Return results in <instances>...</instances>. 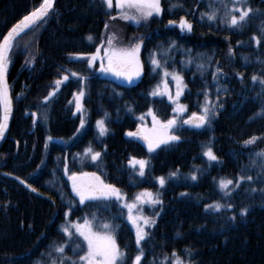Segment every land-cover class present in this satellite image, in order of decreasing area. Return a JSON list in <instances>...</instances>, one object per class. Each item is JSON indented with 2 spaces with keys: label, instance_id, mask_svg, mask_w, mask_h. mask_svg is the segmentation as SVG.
Masks as SVG:
<instances>
[{
  "label": "trees",
  "instance_id": "16d2710c",
  "mask_svg": "<svg viewBox=\"0 0 264 264\" xmlns=\"http://www.w3.org/2000/svg\"><path fill=\"white\" fill-rule=\"evenodd\" d=\"M42 1L0 0V42ZM238 5L252 11L232 26L229 13ZM160 9L137 25L103 0H57L51 14L14 39L7 56L14 114L0 144V264H82L86 244L73 230L64 232L67 213L100 233L103 224L111 226L122 254L117 264H134L141 251L140 264H175L177 257L187 264H264V0H160ZM182 19L191 31L180 28ZM111 32L132 38L126 49L141 44L134 84L100 75L86 58ZM165 69L185 81L186 112L172 128L179 139L148 153L138 116L151 109L166 121L175 114L165 97L152 95ZM82 87L85 128L60 143L53 138L78 130L74 94ZM206 105L215 113L207 123L183 122ZM99 119L105 135L95 126ZM209 148L214 161L205 155ZM131 158L148 160L143 176ZM65 168L95 174L127 200L141 190L159 195L144 239L137 244L113 197L80 203ZM224 178L233 181L227 191L219 186ZM216 204L218 210L210 207Z\"/></svg>",
  "mask_w": 264,
  "mask_h": 264
},
{
  "label": "snow or ice",
  "instance_id": "6c2138e0",
  "mask_svg": "<svg viewBox=\"0 0 264 264\" xmlns=\"http://www.w3.org/2000/svg\"><path fill=\"white\" fill-rule=\"evenodd\" d=\"M104 2L107 4L109 8L113 6V0H104ZM237 3L240 2V0H236ZM54 0H43V3L40 5V7L30 13V15L25 16L18 24H16L9 32L8 34L3 38V43L0 44V100L4 101L6 108H5V115L3 118V122L0 123V137L3 136V132L7 126V120H8V108L7 105L10 104V100L8 99V92H7V86H6V60H5V53L10 48V42L15 39L16 36H19L20 33L25 32V30L30 29L33 24H35L37 21L41 20L44 16H46L49 12V10L53 7ZM118 6L121 8H124L125 6L129 8H135L138 15L133 16H125V19L133 20L137 23H139L140 18H147L153 15V12L159 14L160 9V0H117ZM251 8H248L245 10L243 7L240 8H233L229 15H230V24L232 26H236L238 23L245 20L246 17L249 16L251 12ZM232 12H239V17L237 18L236 15H232ZM208 18L215 19V12L213 11ZM171 23V22H170ZM107 27V26H106ZM181 29H187L188 31L192 30V25L188 23L186 20H181L180 23ZM115 37H110L107 39V43L109 45L112 44V41ZM91 40V37H89ZM257 44H259V40L257 39ZM103 47V45H102ZM140 45L137 44L134 48L128 49V50H121L116 53H113L111 50L107 54L108 58V68H105L103 65V57L99 55L100 50L97 49V52L89 58L90 63H95L97 59L101 60V71L102 72H108L111 71L115 75L118 76H126L129 81L131 80V74H129L127 71H122L121 63L114 62V57L118 58L121 62L123 61H131L135 59L139 52ZM152 63L156 65L157 67L160 66V62L156 59L152 60ZM136 66L139 68V63L136 61ZM136 75H139V71L135 73ZM164 75L167 77L170 75V73L167 72L165 69ZM172 78L177 82V92L176 97L178 98L181 95L180 90V82L182 81V77L179 76V74H171ZM64 80H67L68 77L65 76L63 78ZM256 77H253V80H255ZM61 81H57V84H60ZM165 88H167V84H165ZM158 92H153L152 95H157ZM80 97H83V92H81ZM169 99H172L171 94H169ZM210 103V102H209ZM77 108L79 110L80 105L77 104ZM176 111H184L186 110V107L183 105H177ZM151 114V113H150ZM215 113L209 106H205L203 109V114L200 116H197L195 113H193V118L188 121H184V123H193V121H196L195 126L200 127L208 122L209 117L211 115H214ZM142 119V118H141ZM153 122L154 125H159L162 129L167 131L170 129L173 125H175L176 121L175 119H170L166 123H162L158 121L153 114ZM83 126V125H82ZM97 126L99 128L100 133L103 135L107 132V128L105 127L104 120L97 121ZM129 136L137 135L136 133H128ZM146 140H148L149 144V150H152L153 147H159L160 143H167L168 141H175L178 140V136H165L164 138L157 139L153 141L149 137H145ZM254 140V138H253ZM253 141H248V143H251ZM88 153L91 154L92 160H97L100 157L99 152L92 151L91 148L88 149ZM205 155L209 158V160H216L217 157L212 152V150L209 148L208 151L205 153ZM130 163L135 166L138 164L140 166L139 174L141 176L144 175V167L146 165V161L143 160H135V158L130 161ZM65 171H67V168H65ZM88 175V174H84ZM95 176V174H91ZM175 175V173H173ZM70 179L73 181V190L76 192V194L80 198V203H84L86 200H95L103 197H110V196H116L118 199L120 198L119 190L116 189L112 185H105L102 181H100L99 177H95L97 183L95 185L85 186V185H78L77 184V175L72 174L70 176ZM193 180L196 179L195 176L192 177ZM243 179V178H241ZM249 180H251V177H248ZM159 183L161 186L164 185L165 179L163 177L159 178ZM232 180L227 181H221L220 186L223 189H227L229 185H232ZM238 186V185H237ZM30 187V186H29ZM33 191H36V189H32ZM137 201L141 202H151L153 204L161 203L157 197L153 195L151 192H144L139 194L136 197ZM136 205L135 203L131 205H126V207L129 208V211L131 212V209L134 208ZM210 207H215L217 210L221 207V205L216 204ZM246 214V210L245 213ZM132 219V217H129ZM144 225H149L151 221L147 218L141 217L140 218ZM133 223H136V220H133ZM75 228V231L83 237L84 241L87 242V251L85 255H82L79 257V261L82 262V264H117L118 259L122 257V254L119 251L118 245L116 244L114 238L109 234L111 226L108 224H103L102 227L105 230L104 235H99L92 230V226L90 222L86 221L83 225L76 224L73 226ZM64 232L67 233L69 236L72 235V232L69 231V229L66 227L64 229ZM146 233L142 231V229L137 225V244L144 239V236ZM65 246H59L56 248V251L59 253H64ZM175 255V253L173 254ZM143 257V253L137 255L134 259V264H140V261ZM53 264H56L55 261H53ZM61 264H63V261H61ZM71 264H77L76 261H71ZM175 264H183V261L180 260L179 257L176 258Z\"/></svg>",
  "mask_w": 264,
  "mask_h": 264
},
{
  "label": "rangeland",
  "instance_id": "374dc122",
  "mask_svg": "<svg viewBox=\"0 0 264 264\" xmlns=\"http://www.w3.org/2000/svg\"><path fill=\"white\" fill-rule=\"evenodd\" d=\"M233 1L236 2V0H233ZM241 1H243V0H240V2ZM103 2H104V0H103ZM113 5H115V7L117 8V11L119 12L120 18H123L125 16L138 15V13H137V11H136L135 8H129L127 6H125L124 8H121L120 6H118L117 0H113ZM235 7L236 8H240L241 6L238 5V6H235ZM159 14L153 12V15H159ZM150 17H147L146 19L145 18H140L139 23H137V22H135L133 20H130V19H125V18H124L125 19L124 21H126L128 23H131V24H137L138 25V24H142V23L146 22ZM115 26H116L115 23H109V27H110L109 29L110 30H114L115 29ZM105 33H107V31ZM113 36L115 38L113 39L112 44L109 45L107 43V39L110 38V37H113ZM131 43H132V38H129V37L126 38L123 35L118 37V35L116 34V36H115L113 32L108 33L106 36H104V42L102 43V44H104V46L102 47V45H101V46L97 47V49L100 50L99 55L104 58L103 59V65H104V67L105 68H108V58H107V54H108V52L110 50L113 53H116V52L121 51V50H128V49L125 48V45L126 44L127 45H130ZM137 44H139L140 45V48H141V44L140 43H135L134 45H131L128 48L131 49L132 46H133L132 48H134ZM140 48H139V52H138L137 56L135 57V59H133L131 61H123V62H121L118 58L114 57V62H117V63H121L122 64L121 70L122 71H127L129 74H131V80L130 81H129V79L126 76H118V75H115L111 71L102 72L101 71V60H99V59H97L96 62H95L96 68H97V72L100 73V75H102V76H105V77H108V78H112V79H114V80H116L119 83H122L124 85H130V84L136 83L139 80V78L141 76V71H142L141 60H140ZM97 49L93 53H91L90 55L86 56V58L89 59L91 57V55H93V54H95L97 52ZM136 61H138V63H139V68H137V66H136ZM137 71H139V75H136L135 74ZM168 73H170V75H168L167 77L163 74V77L161 79L160 84L158 85V87L156 89L153 90V92L154 91L155 92H158L157 96H163V97H165L173 105V111H174L175 114L170 119H175V121H176L175 125H176L178 123V121H179V117L183 113L186 112V110H184V111H176L175 110L177 108V105H183V106L186 107V105L181 100V98H182V96L184 94L186 85H185V81H184L183 77L179 74V76L182 77V81L180 82L181 95L177 98L176 97L177 82L172 78V75L171 74H178V73L177 72H171V71L168 72ZM65 76L68 77V75H64L63 78ZM59 81H61V83L56 85L57 87H55V89L51 92V94H54L56 92V90L61 86V84L63 82H65L66 80L61 79ZM165 84H167V88H165ZM81 92H83V97H84L85 90H84L83 87L81 88V90L75 92V94H74V101L76 100V102H75V107H76L75 113L78 114V115H79V112L81 113V115H79L80 116V122H79V127H78L77 132L73 136H71V138H68V139L53 138L54 140L59 141V142H63V143H68V142H70L73 139L72 137H76L77 135H79V134H81L83 132V130L85 128V124H86L87 110L85 109V107H84V105L82 103L83 97L81 98L80 95H79ZM169 94H171V96H172V99L171 100L169 99ZM77 104L80 105L79 110L77 108ZM153 114H154V112L151 109H149L145 114H141V115L138 116L139 125H140V132L142 133V135L144 136V138L147 136L150 139H152L153 141H155L157 139L164 138L165 136H176L173 133V131H172V128L175 125H173L170 129H168L167 131H165L159 125H154V122H153ZM155 117H156V119L158 121H160L162 123H166L168 121V120L163 121V120L159 119L156 115H155ZM188 119L191 120L192 118H187L186 121ZM100 120H103V119H99L97 121H100ZM97 121L95 123V126H96L97 130L99 131V128L97 126ZM184 121L185 120H183V122ZM195 123H196V121H193V123H190V124L193 125L194 127H196L195 126ZM99 133H100V131H99ZM105 134H103V135H105ZM169 142H172V141H168L167 143H169ZM145 143H146V149H147V152L148 153H152V152H154L158 148V147H155L154 146L152 150H149L148 140L145 139ZM163 144H166V143H160L159 146H161ZM132 159L133 158H131L130 161H132ZM135 160H143V161H146V165L144 167V171H145L146 166H147V163H148V160L147 159H139V158L138 159L135 158ZM130 165L132 167H136L138 169V172H139L140 166L138 164H136L135 166H133V164L130 163ZM65 173H66L67 178L69 179L70 186H71V189H72L73 193L79 198V196L73 190V181L70 179V176L71 175L67 171H65ZM84 174H88V175H84ZM91 174L92 173H89V172H82V173L76 174L77 177H78L77 184L78 185H85V186L95 185L97 183L95 177H98V176H96V175L93 176ZM99 179H100V181H102V179L100 177H99ZM222 180L223 181H227L229 179H225L224 178ZM222 180L219 181V186H220V182ZM158 181H159V178H158ZM230 186L231 185H229L228 187H230ZM220 188H221V186H220ZM221 189L227 191V189H223V188H221ZM146 191L147 192H151V191H148V190L138 191V193L134 196V198L132 200H127L125 198V195L120 190H119V193H120V198L119 199L116 196H110V197H113L114 199L118 200L122 204V206L125 208L126 214H127V221L129 222L130 226L132 227V229H133V231L135 233L136 238H137V225H139V227L142 229V231L144 233H146L147 227L150 226V224L149 225H144L143 221L140 218L141 217H144V218H147L150 221H152L153 215L155 213L154 212V206H156V204H157V203L156 204H153L151 202H141V201H137L136 200V197L139 194L144 193ZM151 193H153V195L160 200V198L158 197L159 195L157 196L154 192H151ZM79 200H80V198H79ZM133 203H135L136 206L134 208H132L131 209V212H130L129 211V208L126 207V205H131ZM130 216L132 217V219L129 218ZM65 219L68 222L64 225V229L67 227L69 229V231L70 230H73L75 233H77V232L75 231V228L73 226L76 225V224L83 225L86 222V220L85 221H80V222L79 221L70 220L68 213L66 214V218ZM133 220H136V223H133ZM62 229H63V227H62ZM92 230H93V232H95V233H97L99 235H104L105 234V233H100V232L95 231L93 229V227H92ZM110 235L114 238V236L112 234H110ZM81 238L83 239V237H81ZM114 240H115V238H114ZM84 242L86 244V249H87V242L86 241H84ZM183 264H187V263H185L183 261Z\"/></svg>",
  "mask_w": 264,
  "mask_h": 264
},
{
  "label": "water",
  "instance_id": "95a60500",
  "mask_svg": "<svg viewBox=\"0 0 264 264\" xmlns=\"http://www.w3.org/2000/svg\"><path fill=\"white\" fill-rule=\"evenodd\" d=\"M56 1L57 0H54V4H53V7L49 10V12H48V14L46 15V16H44L41 20H39V21H37L35 24H38V23H40L42 20H44L49 14H51L52 12H53V10H54V8H55V4H56ZM43 3V2H42ZM41 3V4H42ZM40 4V5H41ZM40 5L36 8V9H34L33 11H35V10H37L39 7H40ZM33 11H31V12H29L28 14H26L25 16H27V15H30V13H32ZM25 16H23L21 19H19L13 26H11V28H9V30L6 32V34L3 36V38L8 34V32L16 25V24H18ZM34 25V24H33ZM32 25V26H33ZM26 31V30H25ZM23 33V32H22ZM21 34V33H20ZM17 37V36H16ZM15 37V38H16ZM3 38H2V40H1V42H0V44H2L3 43ZM12 42H13V40L10 42V46H11V44H12ZM9 51V50H8ZM8 51L5 53V60H6V58H7V54H8ZM7 67V66H6ZM6 86H7V92H8V99L10 100V104H8L7 105V108H8V120H7V126H6V128H5V130H4V132H3V136L2 137H0V143L4 140V138L6 137V135H7V132H8V130H9V127H10V124H11V121H12V117H13V102H12V97H11V91H10V87H9V82H8V76H7V72H6ZM0 102H1V108H2V120H1V123L3 122V118H4V115H5V108H6V105H5V103H4V101H2V100H0Z\"/></svg>",
  "mask_w": 264,
  "mask_h": 264
},
{
  "label": "bare ground",
  "instance_id": "6f19581e",
  "mask_svg": "<svg viewBox=\"0 0 264 264\" xmlns=\"http://www.w3.org/2000/svg\"><path fill=\"white\" fill-rule=\"evenodd\" d=\"M11 97H12V96H11ZM12 102H13V101H12ZM13 109H14V106H13ZM75 110H76V107H75ZM13 114H14V110H13ZM75 114H76V113H75ZM76 115H78V114H76ZM79 115H81L80 112H79ZM79 115H78V116H79ZM1 118H2V115H1ZM12 118H13V117H12ZM79 118H80V116H79ZM10 125H11V124H10ZM9 128H10V127H9ZM8 131H9V130H8ZM7 134H8V132H7ZM6 136H7V135H6ZM5 138H6V137H5ZM5 138H4V140H5ZM57 138H62V137H57ZM68 138H71V137H66V138H62V139H68ZM4 140H3V141H4ZM3 141H2V142H3ZM2 142H1V143H2ZM58 142H59V141H58ZM1 143H0V144H1ZM60 143H63V142H60ZM216 157L218 158L217 155H216ZM144 172H145V171H144Z\"/></svg>",
  "mask_w": 264,
  "mask_h": 264
}]
</instances>
